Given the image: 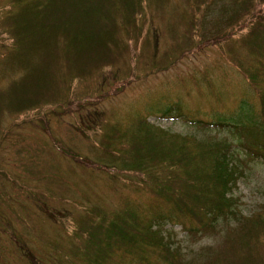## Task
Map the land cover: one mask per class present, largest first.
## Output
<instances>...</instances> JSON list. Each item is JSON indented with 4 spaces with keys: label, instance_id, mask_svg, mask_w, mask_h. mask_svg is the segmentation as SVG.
<instances>
[{
    "label": "rangeland",
    "instance_id": "374dc122",
    "mask_svg": "<svg viewBox=\"0 0 264 264\" xmlns=\"http://www.w3.org/2000/svg\"><path fill=\"white\" fill-rule=\"evenodd\" d=\"M207 1L142 0L129 26L108 3L109 21L48 25L33 47L35 38L15 40L22 36L20 22L13 28L17 2L0 0V264H86L73 250L85 243L76 225L91 208L112 215L132 206L142 225L170 210L147 175L127 167L132 153L148 142L176 151L186 165L176 172L182 185L187 169L210 165L202 148L223 136L235 149L233 217L195 234L185 232L191 218L181 214L183 224L155 227L192 264L234 257L264 264V161L235 148L225 126L191 121L264 114V46L256 47L264 0L249 8ZM257 66L263 75L251 83L246 68ZM144 247L158 264L159 252ZM121 249L114 246L106 264H141L139 253Z\"/></svg>",
    "mask_w": 264,
    "mask_h": 264
},
{
    "label": "trees",
    "instance_id": "16d2710c",
    "mask_svg": "<svg viewBox=\"0 0 264 264\" xmlns=\"http://www.w3.org/2000/svg\"><path fill=\"white\" fill-rule=\"evenodd\" d=\"M18 4L13 17V28L18 27V22L21 25L22 36H16L17 42L24 38L31 41L33 47H36L39 40L46 37L47 26L53 25L54 28L63 26L68 29L69 25L75 23L76 25H86L89 22L98 20L102 23L104 20L109 21L107 14L108 3L111 4L112 14L120 13L125 16L127 22L122 20L123 25L129 26L130 13H135L137 7L141 4L142 0H15ZM67 1L70 4L68 13L66 12ZM208 2L207 0H204ZM234 2L241 3L244 8H249L252 0H233ZM47 10V11H46ZM23 11V12H22ZM46 11V12H45ZM18 15H17V14ZM25 14V18L20 20L21 15ZM69 15L68 19H62L65 15ZM43 14V15H40ZM76 16V17H73ZM50 19V22L48 21ZM74 21V22H73ZM63 25V26H62ZM42 28L37 30L36 28ZM131 27V26H130ZM134 30V28H132ZM131 29V30H132ZM259 30V29H258ZM261 35L258 36L257 49H261L264 41V26ZM85 33L80 31V36ZM108 38L113 37L109 33ZM73 39V35L70 36ZM29 49V48H27ZM11 53L19 55V48L13 44L10 48ZM264 54V51L261 52ZM22 61V60H21ZM27 62V61H24ZM20 67H27L19 63ZM31 69V67H30ZM29 69V70H30ZM28 70V71H29ZM247 76L250 77L251 83H258L263 75V71L259 67L246 68ZM264 98V97H263ZM264 100V99H263ZM181 107L178 109V115H183ZM251 109V108H250ZM169 109H165L164 113H169ZM191 121L203 123V125L212 126H225L226 132L233 137L237 138V149L247 152L254 158H259L264 161V114L256 113L251 109L249 114L234 118L231 120L217 119L216 121H209L205 119H192ZM121 135V141L126 140L125 133ZM216 136V135H211ZM149 139V138H148ZM147 139V140H148ZM133 143H138L134 141ZM146 143L149 146L144 151L138 149V152L132 153L131 160L128 162L127 167L132 164L134 170L143 171L149 178L148 186L158 196L168 198L169 209L168 214L177 213V215H160L158 213L152 216L151 222L142 225L139 210L132 206L115 212L112 215H105L101 209L91 208L88 211V216H82L77 224V229L82 230L87 235L84 237V244L79 249L73 250L86 264H106V259L111 257V250L114 246L122 247L121 251L124 253H139L138 262L141 264H157L152 263L151 257L148 255L144 244H149L157 252L158 264H192L187 258H184L178 251L179 246H173V241L167 240L166 236L162 234V230L155 226H162L163 223H169L170 219H178L177 221L183 224L180 219L182 216H188L191 219L187 227L183 224L185 232H203L206 230H215L222 221H227L233 217L235 209L230 200L231 187L237 180L236 165L232 163L234 150L228 137H214L208 143V146L202 148L203 153L210 154V165L204 166L199 169H187V177L184 183H179L176 172L180 170L184 164L182 155L176 151L158 148L156 142ZM149 144V145H148ZM236 148V147H235ZM171 152V153H170ZM170 154V155H169ZM166 160V161H165ZM163 163H167V169H163ZM157 166L159 170L156 169ZM136 168V169H135ZM129 169V168H126ZM130 170V169H129ZM160 171V172H159ZM234 183V184H233ZM132 205V204H131ZM172 207V208H171ZM158 212V211H157ZM93 217H98L99 220H94ZM142 225V226H141ZM80 226V227H79ZM130 259H134L132 255ZM218 260V258L213 257ZM202 264H212L213 260L205 258ZM219 264H258L257 259H244L243 257H234L230 259H220Z\"/></svg>",
    "mask_w": 264,
    "mask_h": 264
}]
</instances>
